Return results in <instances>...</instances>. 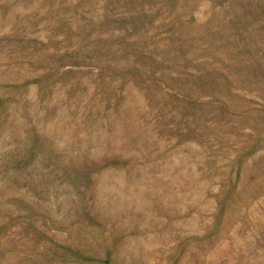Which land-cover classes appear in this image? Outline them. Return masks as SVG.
<instances>
[{"label":"rangeland","instance_id":"374dc122","mask_svg":"<svg viewBox=\"0 0 264 264\" xmlns=\"http://www.w3.org/2000/svg\"><path fill=\"white\" fill-rule=\"evenodd\" d=\"M0 264H264V0H0Z\"/></svg>","mask_w":264,"mask_h":264}]
</instances>
